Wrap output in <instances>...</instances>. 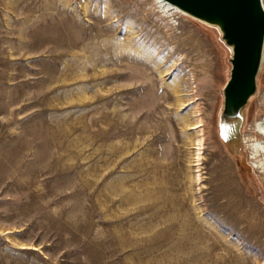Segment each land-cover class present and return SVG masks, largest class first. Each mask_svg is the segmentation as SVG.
<instances>
[{
  "label": "rangeland",
  "instance_id": "obj_1",
  "mask_svg": "<svg viewBox=\"0 0 264 264\" xmlns=\"http://www.w3.org/2000/svg\"><path fill=\"white\" fill-rule=\"evenodd\" d=\"M231 56L156 0H0V264H264V59L224 128Z\"/></svg>",
  "mask_w": 264,
  "mask_h": 264
},
{
  "label": "water",
  "instance_id": "obj_2",
  "mask_svg": "<svg viewBox=\"0 0 264 264\" xmlns=\"http://www.w3.org/2000/svg\"><path fill=\"white\" fill-rule=\"evenodd\" d=\"M221 31L231 48L230 77L224 86L222 125H239L252 95L264 54L263 0H165Z\"/></svg>",
  "mask_w": 264,
  "mask_h": 264
},
{
  "label": "bare ground",
  "instance_id": "obj_3",
  "mask_svg": "<svg viewBox=\"0 0 264 264\" xmlns=\"http://www.w3.org/2000/svg\"><path fill=\"white\" fill-rule=\"evenodd\" d=\"M156 1H157L158 4H159L164 10H166V11L174 10V11H180V12H182L183 14L186 13V12L180 10L179 8L173 6L172 4L168 3V2L165 1V0H156ZM263 3H264V1H263ZM186 14H188V13H186ZM64 20H65V19H64ZM214 26H215V25H214ZM215 27H217V26H215ZM263 59H264V54H263ZM236 126H237V125H236ZM257 126H258V128H259L260 130H263V131H264V124H263V122H259ZM233 127H235V126H233ZM252 146H253V153H254L255 155H256V154H259V153L261 152V150L264 151V146L261 144V141H258V140L254 141V142L252 143ZM261 160H262V159H261Z\"/></svg>",
  "mask_w": 264,
  "mask_h": 264
}]
</instances>
